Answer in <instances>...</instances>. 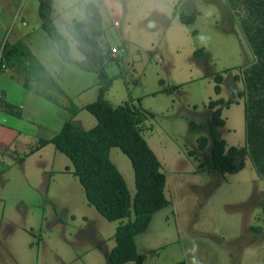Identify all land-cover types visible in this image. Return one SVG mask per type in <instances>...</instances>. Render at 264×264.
Returning <instances> with one entry per match:
<instances>
[{"label":"rangeland","instance_id":"374dc122","mask_svg":"<svg viewBox=\"0 0 264 264\" xmlns=\"http://www.w3.org/2000/svg\"><path fill=\"white\" fill-rule=\"evenodd\" d=\"M86 2L100 9L102 47L119 48L108 61L112 81L105 99L114 106L131 102L146 114L141 133L166 174L170 203L154 212L147 229L135 237L137 252L145 255L143 264H193L194 257L198 264H264V179L249 156L233 174L200 167L211 141L201 150L197 139L208 131L189 127L190 121H206L210 100L231 98L236 102L222 107L225 124L218 131L227 146L245 145L241 69L256 55L246 36L250 20L242 0H53V21L67 37L75 59L84 55L68 25L84 15ZM38 3L0 0V17L14 19L15 27L22 15L31 16L27 29L41 40L33 44L36 56L63 91L50 83L56 105L37 96L38 86L30 79L31 99L22 106L27 109L24 120L31 125L21 120L17 146L11 147L16 149L12 154L1 151L8 168L5 180L11 179L4 192L0 184V264H110L106 253L115 245L113 234L121 220L106 219L87 201L71 160L52 143L40 154H27L38 143L36 125L59 130L65 120L84 129L97 123L81 107L97 99L98 75L62 60L40 25ZM22 4L18 16L16 8ZM186 10L195 17L190 24L180 21ZM8 34L3 31L0 41L11 42L13 35ZM201 35L209 39L202 42ZM30 38L25 37L26 45ZM216 73L223 76L219 94L214 89ZM9 92L12 100L18 98L15 106L21 110L19 89ZM69 106L80 108L72 118ZM109 157L133 196L130 158L119 147H111ZM67 166L69 171L64 170Z\"/></svg>","mask_w":264,"mask_h":264},{"label":"trees","instance_id":"16d2710c","mask_svg":"<svg viewBox=\"0 0 264 264\" xmlns=\"http://www.w3.org/2000/svg\"><path fill=\"white\" fill-rule=\"evenodd\" d=\"M38 2L41 27L55 42L62 60L74 62L98 75L97 99L81 107L90 111L96 117L97 123L89 129H84L72 120H66L52 138L41 140L28 153L52 143L57 150L68 156L72 163L71 171L78 177L87 201L106 219L121 220L113 234L115 245L106 253L110 264H124L128 261L143 264L145 255L137 252L135 237L147 229L154 212L170 203L165 195L166 174L158 157L141 133V124L147 116L131 102L126 101L114 106L105 99L112 81L107 73L108 61L109 58L116 56L112 55V50L104 49L100 44L103 25L98 5L86 2L84 15L73 19L68 25L69 35L76 42L77 49L84 55L82 59H75L70 54L67 37L59 32L53 21L51 15L53 0ZM242 3L250 20L249 25H245L246 36L256 55L253 62L241 69L244 89L239 92V96L243 97L244 103L245 145L227 146L218 131V127L225 124L222 107L236 102L231 98L225 100L220 97L210 100L207 106L211 113L206 121L201 123L190 121L189 127L192 131H208L209 135L201 134L197 139L201 150L211 141L210 153L204 155L199 163L200 167L221 174H233L244 167V158L249 156L258 176L264 179V0H242ZM194 19L193 14L180 13V21L185 24L192 23ZM253 22H257L256 27L252 25ZM17 54L27 55L29 73L37 78L42 74L48 85L51 83L53 88L63 93L55 78L29 50L23 49L21 44L4 45L5 60L10 61ZM215 75L214 89L219 94L223 76L221 73ZM236 78L240 76L236 75ZM177 87L178 85L173 86ZM49 94L48 97L57 102L50 92ZM4 107L8 111L14 108L9 104ZM69 109L71 118L80 110L73 106H69ZM111 147H119L130 158L136 186L133 196L121 172L109 157ZM237 157L242 158L240 165L235 162ZM65 170L69 171L70 168L67 166ZM123 219L126 221L123 222Z\"/></svg>","mask_w":264,"mask_h":264},{"label":"crops","instance_id":"0c3cea01","mask_svg":"<svg viewBox=\"0 0 264 264\" xmlns=\"http://www.w3.org/2000/svg\"><path fill=\"white\" fill-rule=\"evenodd\" d=\"M5 1L6 2L10 1V3L12 2V0H5ZM23 6L24 4L21 5L20 9H18V7L16 8V15L20 16V14L23 13ZM30 18L31 16L27 17V16L22 15L21 23L20 24L18 23V27H15L14 19L13 20L11 19V22H8V21L3 20L0 17V36L3 31H6L7 33H9L8 37H11L13 35V40L11 42L5 41L4 43L0 41V143H1L0 144V154H1V151L3 150H5L6 153L8 154H12V152H14L13 150L16 149V148L13 149L11 147L17 146L16 145L17 139L19 138L21 134V130L19 128V122L21 120L22 122L27 123V126L31 125L30 121L24 120L23 114L25 113L27 109H24L22 106L23 101L28 102L31 99V95L28 94V92L31 91L29 88V84H28L30 79L34 80L36 82V85L38 86V91L36 92L37 96L44 98L48 102L52 101L56 103V105L58 103V102H55L54 100H51L48 97L50 95L49 91L51 90V88H50V85H48V83L45 82V78L43 77V75L41 74V76L37 78V76H33L31 73H29V69H28L29 61H28L26 54H23V55L21 54L20 56H18L17 54L14 57H12L10 61L5 60L3 57L4 44H11V45L21 44L23 49L29 50L37 58V60L44 66L46 71L49 73V71L43 64V62L38 59V56H36V52L33 48V44L35 42H38L40 39H38L37 41L34 36H31L32 35L31 31L27 29V23ZM10 26H13L11 30H10ZM23 29L25 30L23 31ZM25 37H28V38L31 37L30 39H28L29 41L28 45L25 44L26 41L24 42ZM29 45L31 46L29 47ZM31 47L33 48V50L31 49ZM22 57H25L26 59L24 60ZM17 66H20V67L18 68ZM11 69L13 71H11ZM51 76L53 77V75ZM11 88L19 89V92H20L19 95L21 97L19 98L20 104L18 105L21 110H19L15 106L17 105L16 102L18 101V98H16L15 100H12L14 99L11 97L13 94L9 92V89ZM7 104L13 106L14 108H12V110H9V111L6 110L4 106ZM59 104H61V106H63L66 109V104H64V102L63 103L59 102ZM36 126H37L38 131H37V134L35 135L36 137L35 140H38V143L41 140H49L58 132V130L56 129H51L48 127H44L42 125H36ZM48 144L50 143L45 144L41 148L33 151L32 153H28L30 151L29 150L27 152L28 156L34 155L36 153L40 154V152L43 151V149H45ZM1 145L3 148L1 147ZM39 158L41 162V165H40L41 171L44 172L45 163H43L41 156ZM2 163L3 162L0 157V181H1L0 184L2 187L1 191L4 192L5 190L4 187H6V185L10 183V180H8L9 177L6 178L5 180L4 173L8 170V168L6 167V165H3ZM1 176H3V178H1Z\"/></svg>","mask_w":264,"mask_h":264},{"label":"clouds","instance_id":"9594fccd","mask_svg":"<svg viewBox=\"0 0 264 264\" xmlns=\"http://www.w3.org/2000/svg\"><path fill=\"white\" fill-rule=\"evenodd\" d=\"M199 38L202 42H206L209 39V37H206L204 35H201ZM196 247L197 246L195 245V243H193V248H196ZM193 264H198V261L195 259V257L193 258Z\"/></svg>","mask_w":264,"mask_h":264},{"label":"water","instance_id":"95a60500","mask_svg":"<svg viewBox=\"0 0 264 264\" xmlns=\"http://www.w3.org/2000/svg\"><path fill=\"white\" fill-rule=\"evenodd\" d=\"M184 13L186 15H191V12L189 10H186ZM235 162H236L237 165H240V162H241L240 157H237L236 160H235Z\"/></svg>","mask_w":264,"mask_h":264},{"label":"built area","instance_id":"2783aa9c","mask_svg":"<svg viewBox=\"0 0 264 264\" xmlns=\"http://www.w3.org/2000/svg\"><path fill=\"white\" fill-rule=\"evenodd\" d=\"M118 50H119V48H113L112 53H116V52L118 53L119 52Z\"/></svg>","mask_w":264,"mask_h":264}]
</instances>
